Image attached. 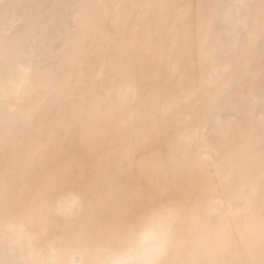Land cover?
<instances>
[{"label": "bare ground", "instance_id": "obj_1", "mask_svg": "<svg viewBox=\"0 0 264 264\" xmlns=\"http://www.w3.org/2000/svg\"><path fill=\"white\" fill-rule=\"evenodd\" d=\"M159 203L173 264H264V0H0V264Z\"/></svg>", "mask_w": 264, "mask_h": 264}, {"label": "snow or ice", "instance_id": "obj_2", "mask_svg": "<svg viewBox=\"0 0 264 264\" xmlns=\"http://www.w3.org/2000/svg\"><path fill=\"white\" fill-rule=\"evenodd\" d=\"M171 212L167 204L159 203L148 214H130L123 221L122 250L105 264H173L168 259L176 243Z\"/></svg>", "mask_w": 264, "mask_h": 264}]
</instances>
